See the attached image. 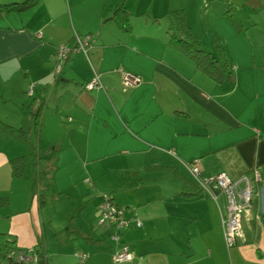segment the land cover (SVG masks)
<instances>
[{"label": "crops", "instance_id": "1", "mask_svg": "<svg viewBox=\"0 0 264 264\" xmlns=\"http://www.w3.org/2000/svg\"><path fill=\"white\" fill-rule=\"evenodd\" d=\"M138 2L37 0L21 12L0 16V107L10 105L20 115L26 111L29 118L27 129L5 118L25 132L24 140L0 132V235L16 249L35 248L45 255L40 264H264V60L257 56L264 41L257 28L264 23V0H179L173 9H184L196 37L206 23L212 47L215 41L222 45L233 65L222 86L167 44L168 25L159 20L166 21L171 7ZM119 8L122 12L115 13ZM123 12L127 24L119 21ZM191 15L202 22H190ZM74 34L91 37L87 57L73 54L55 79V48L70 45ZM119 70L140 83L124 88ZM93 71L102 88L84 90ZM31 84L35 88L28 96ZM19 156L28 167L13 177L9 161ZM196 160L202 178L225 173L236 180L259 172L253 206L241 216L243 241L230 249L220 223L225 198L219 195L216 203L197 193L185 169ZM64 165H73L68 176L85 186L75 185L72 194L44 189ZM151 166L163 167L154 178L173 183L139 194L143 185L132 187L133 181L139 183L141 172L154 171L145 170ZM173 171L194 189L183 188ZM108 177L119 185L98 183ZM107 191L124 219L141 223L118 233L117 242L110 238L115 232L108 234L114 246L94 230L100 219L97 194ZM183 191L194 195L182 197ZM53 195L57 211L49 205L59 230L44 212ZM74 207L81 209L77 213ZM123 246L131 260L114 263L113 253ZM77 251L86 254L85 262ZM0 264L9 263L0 255Z\"/></svg>", "mask_w": 264, "mask_h": 264}, {"label": "built area", "instance_id": "2", "mask_svg": "<svg viewBox=\"0 0 264 264\" xmlns=\"http://www.w3.org/2000/svg\"><path fill=\"white\" fill-rule=\"evenodd\" d=\"M91 37L88 35L79 36L74 34L70 45L62 44L55 48L54 61L55 65L53 73L57 79L62 73L63 66L67 59L73 54L81 52L87 57V52L91 46ZM121 74V83L124 88L136 87L140 82L139 79L131 73L119 70ZM35 84H31L27 90V95L32 96ZM98 74L93 71L92 78L83 86L84 90L90 91L93 89H101ZM185 169L188 172L191 180L195 183L201 193L209 196L217 203L219 195L225 198L224 211L220 214V223L224 243L227 248H231L238 241H243L240 229L241 216L251 210L255 199V183L259 181V172L253 170L250 175L245 174L236 180H232L225 173H219L211 178H202L200 176L199 161H193L185 164ZM100 219L99 225L106 227H114V234L110 238L118 241L117 232L126 228L130 220L122 217V212L119 211L110 201L109 197L103 196V201L98 207ZM136 226H141L137 219L131 220ZM76 257L85 262L86 256L81 253H76ZM44 258L40 256L38 250L30 248L26 250H12L6 255V260L9 264H40ZM131 260V254L127 246H123L116 250L112 255L114 263H125Z\"/></svg>", "mask_w": 264, "mask_h": 264}, {"label": "trees", "instance_id": "3", "mask_svg": "<svg viewBox=\"0 0 264 264\" xmlns=\"http://www.w3.org/2000/svg\"><path fill=\"white\" fill-rule=\"evenodd\" d=\"M36 2L37 0H23L21 2H10V3L0 2V16H2L3 14L11 13V12H21L33 6ZM120 9L121 8L117 9L115 13H117L118 11L122 12L120 11ZM120 16H121L120 17L121 19H119V21H121V24L122 23L127 24L126 13L123 12ZM231 16L233 17V15ZM165 19L168 25L167 33L169 35L167 44L175 48V50H177L178 52L183 54L187 59L192 61L195 68L201 71L202 73H204L209 79L213 81V83L216 86H222L227 81L228 77L231 75L233 71V65L231 62L228 61L227 55L222 45L220 44V42L215 41L214 46H213V52L206 50L202 46L199 39L194 35L192 30L187 25L184 9L172 10V11L167 12L165 14ZM233 23L237 25L238 21L233 20ZM125 29L127 30L128 27H125ZM34 115L37 119L40 115V109H38L34 113ZM0 132L6 135H10L17 139H21V140L26 139V134L25 132L22 131L21 128H13L2 121H0ZM9 164L11 167L12 176L20 177L25 170V166H26L25 157L19 156V157L13 158L9 161ZM159 169H163V167L151 166V167L145 168V170H159ZM173 172L174 174L177 175L179 180H181V182L183 183V188L185 187L186 189L187 188H191L192 190L194 189V186L191 185V183L185 177L181 176L175 171ZM197 193L199 194L201 192L198 191ZM104 195L109 197L112 204L117 208L116 204L114 203L113 194L111 193L103 194V196ZM193 195L194 194L185 193L184 191L180 193V196L182 197H192ZM102 201H103V197L101 198L100 202L97 204V209L99 205L102 203ZM121 212L123 214V211ZM126 220H130L129 225L126 228L118 231L117 234L118 233L120 234V232L129 228L131 224L132 225L134 224L133 221H131L133 219H126ZM263 220H264V216H263ZM227 249H230V248H227ZM12 250H18V249L14 247L13 242L7 240L4 236L0 235V255L1 257L3 259H6L7 253ZM39 254L45 260V255H43L40 252Z\"/></svg>", "mask_w": 264, "mask_h": 264}, {"label": "rangeland", "instance_id": "4", "mask_svg": "<svg viewBox=\"0 0 264 264\" xmlns=\"http://www.w3.org/2000/svg\"><path fill=\"white\" fill-rule=\"evenodd\" d=\"M0 1H5V0H0ZM12 2H21V1H23V0H11ZM130 2H132L133 4H134V6H135V4L137 5V6H139V2H138V0H129ZM147 1H150V0H147ZM178 1L179 0H152V2L153 3H155V2H160V3H163V5L165 6L166 5V3H167V5H169V7H171L170 8V10H173V9H177V8H179V6H180V4H178ZM10 3V2H9ZM262 6H263V8H264V2L261 4ZM141 11H143V13H145L146 12V9H143V5H142V7H141ZM148 13V12H147ZM146 13V14H147ZM191 13V12H190ZM260 14H261V18L262 19H264V9H262L261 11H260ZM134 18H136V20H134L133 19V21L134 22H142V19H138V17H134ZM143 18V17H142ZM193 17H192V15L190 16V22H192V23H195V24H199V23H201L202 22V20L201 19H199V18H197V20L195 19V17L192 19ZM150 21H151V19H150ZM263 21V20H262ZM259 22V24H258V26H257V28L259 27V28H261V31H263V33H264V23L263 22ZM159 22L161 23V24H164L166 21L164 20V19H160L159 20ZM200 27H198V30H199V37H198V35H197V37H198V39H200V42H201V44H202V46L206 49V50H213V47H212V45L210 44V37H206V33L204 34V31H207L208 29H207V24L205 23L204 24V28L202 29V27H201V29H199ZM257 28H256V30H257ZM204 29H206V30H204ZM256 30H254V32H252V35H253V38H254V42L256 41V42H258V40H259V37H257V36H259V34L257 35V31ZM252 37V36H251ZM256 38H257V40H256ZM263 42V44H262V46L263 47H261L260 45H259V43L260 42H258V44H257V46H258V48H259V52L257 53V56L259 57V55H260V57H262L263 58V60H264V41H262ZM261 44V43H260ZM13 116V117H12ZM5 118L6 119H10V121H12L14 124H16L18 121L19 122H22V124L24 125V127H25V129H27V126H29V118H28V115H27V112L25 111L24 113H23V115H20V114H15L14 113V109H13V107H11L10 105L9 106H4V107H0V121H4V123H6L5 122ZM34 142L36 143V141L34 140ZM28 158L30 157V155H28L27 156ZM25 167H26V169H27V167H28V165H27V161H25ZM29 168H30V166H29ZM72 168H74V166L73 165H69V166H67V165H64V166H62L61 168H59V172H57V174L55 175V180L53 181V182H50V181H45V183H44V185H43V188L44 189H48V190H51V191H55V189L57 188V189H59L60 191H65V193L67 194V193H69V194H72L73 193V188H74V186L76 185V187H77V189H82L83 188V186H85L84 184V182H79V180H77V179H75V177L74 176H68V174H67V172L70 170V169H72ZM157 171L158 170H154V171H146L145 173L144 172H141V174H140V177H138V179L139 178H142L141 180H139V183H138V181L137 180H134L133 182L134 183H136V184H133V186L132 187H135V186H137V184H141V185H143V186H141V188H140V190H138V193L139 194H142V193H144V192H151L152 190H154L155 188L153 187V185H155V184H161V183H163L164 185H168L169 183H173L172 182V179L171 180H169L168 178H163V179H156V178H154V174L155 173H157ZM28 172H31V170L29 169L28 170ZM160 172V171H159ZM114 180V178H110V177H108L106 180H104V181H99L98 183H100V184H105V187H109V186H111V187H113L114 188V186H116V185H119V184H115V182L113 181ZM92 183V182H91ZM51 184L52 185H54V188H52V186H51ZM128 184V183H127ZM132 184V183H131ZM131 184H129V185H131ZM91 185V184H90ZM129 185H127V187L129 186ZM135 185V186H134ZM125 187L126 186H123L122 188H119V189H122V191H124V189H125ZM119 189H117V190H119ZM67 191H71V192H67ZM109 193H111L110 191H107V192H101V193H98L97 194V197H99V199L101 200V198L103 197V194H109ZM153 193V192H152ZM117 195H120V194H117ZM122 195V194H121ZM127 195V194H126ZM128 195H130V194H128ZM123 196V195H122ZM122 196H121V198H122ZM67 197H69V196H67ZM56 198V196L55 195H53V197H52V201H48L47 202V206L45 205V209H44V212H47L48 213V211H49V214H51V216H53V218H52V220H53V225L56 227V228H58L57 230H59V226H58V224L55 222V220L58 218V216H56V215H54L52 212H51V209H50V202H52V204H53V206L55 207V209H56V211H57V204L55 203V199ZM54 202V203H53ZM52 204H51V208L53 207L52 206ZM76 207H74V209H75ZM88 208V207H87ZM86 208V209H87ZM117 208L119 209V210H121V211H123V209L121 208V207H119V206H117ZM81 208H79V207H77L75 210H76V212L78 213V211L80 210ZM83 209V208H82ZM85 209V210H86ZM84 210V209H83ZM52 211H53V209H52ZM58 213V212H57ZM83 214H85V212L83 213ZM60 216H64V215H60ZM96 217H98V215L96 216ZM80 219H82V216L80 217ZM65 220H66V218H64V221L63 222H65ZM67 221V220H66ZM76 221H79V219H77ZM96 226L97 227H94V230L97 232V235H99L100 233H102V234H104L103 236H104V238H106L107 239V241L109 240L107 237H108V234H110V233H113L114 232V229H113V227H106L105 225H98V224H96ZM107 230V231H106ZM108 244H110L111 246H114L115 244L112 242V240L110 241H108ZM28 249H30V248H28ZM77 253H81V254H83V255H85L86 256V254L85 253H83V252H81V251H77Z\"/></svg>", "mask_w": 264, "mask_h": 264}]
</instances>
